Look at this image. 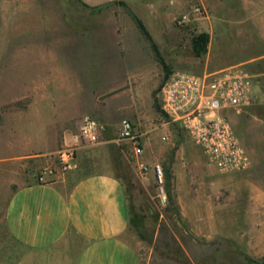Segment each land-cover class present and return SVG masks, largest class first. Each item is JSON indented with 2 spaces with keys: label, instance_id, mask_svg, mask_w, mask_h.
Instances as JSON below:
<instances>
[{
  "label": "rangeland",
  "instance_id": "1",
  "mask_svg": "<svg viewBox=\"0 0 264 264\" xmlns=\"http://www.w3.org/2000/svg\"><path fill=\"white\" fill-rule=\"evenodd\" d=\"M82 1L102 5L0 0V264L14 247L4 224L10 193L40 181L46 169L65 174L63 134H77L86 117L105 127L104 142L109 134L113 140L85 148L101 158L109 148L105 167L127 188L124 237L144 264H264V0ZM203 33L207 52L197 56L193 41ZM233 67L255 83L252 104L229 113L251 168L221 174L162 113L160 91L175 72L205 76ZM120 92H129L124 100L133 108L111 104L109 114L107 102ZM125 119L141 155L116 141Z\"/></svg>",
  "mask_w": 264,
  "mask_h": 264
},
{
  "label": "crops",
  "instance_id": "2",
  "mask_svg": "<svg viewBox=\"0 0 264 264\" xmlns=\"http://www.w3.org/2000/svg\"><path fill=\"white\" fill-rule=\"evenodd\" d=\"M127 95L117 93L107 102L109 114L111 104L119 111L133 108L132 101L124 100ZM73 136L64 132L63 147ZM109 137L103 145L113 142ZM107 149L101 158L82 148L78 171L27 181L10 193L4 224L14 247L5 264H144L124 237L130 228L127 188L106 169L105 162H111Z\"/></svg>",
  "mask_w": 264,
  "mask_h": 264
},
{
  "label": "built area",
  "instance_id": "3",
  "mask_svg": "<svg viewBox=\"0 0 264 264\" xmlns=\"http://www.w3.org/2000/svg\"><path fill=\"white\" fill-rule=\"evenodd\" d=\"M160 94L162 113L186 131L218 172L235 174L251 168L249 153L236 134L229 115L249 107L256 97L255 83L249 74L236 67L205 76L175 72L166 78ZM104 133L105 127L101 123L86 117L78 133L74 134L73 142L59 151V170L62 173L76 170L79 150L102 144ZM116 141H129L137 156L143 153L140 137L129 120L121 122ZM142 171L148 172L149 167L142 165ZM154 171L163 183L161 168L157 166ZM54 175L53 169H46L40 181ZM161 198L166 200L163 191Z\"/></svg>",
  "mask_w": 264,
  "mask_h": 264
},
{
  "label": "trees",
  "instance_id": "4",
  "mask_svg": "<svg viewBox=\"0 0 264 264\" xmlns=\"http://www.w3.org/2000/svg\"><path fill=\"white\" fill-rule=\"evenodd\" d=\"M77 3L81 4L83 7L85 8H90L87 4H85L82 0H76ZM125 5V4H123ZM104 8H97V10L99 12H102ZM128 12L129 14L134 18V20L136 21L139 29L141 30V33L151 42V44L153 45V47L156 49L152 36L150 35V33L148 32V30L146 29L145 25L143 24V22L137 17L135 16V14L128 8ZM210 40V35L208 33H203L198 35L194 41H193V50L195 52V54L197 56H202L207 52V46Z\"/></svg>",
  "mask_w": 264,
  "mask_h": 264
}]
</instances>
